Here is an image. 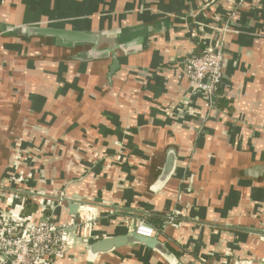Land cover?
<instances>
[{"label":"crops","instance_id":"1","mask_svg":"<svg viewBox=\"0 0 264 264\" xmlns=\"http://www.w3.org/2000/svg\"><path fill=\"white\" fill-rule=\"evenodd\" d=\"M24 27L101 33L94 52L117 48L119 67ZM205 47L224 53L213 100L183 70ZM0 186L73 225L56 264H264V0H0ZM81 200L102 201L85 239L68 206ZM156 212L180 255L90 258L87 244Z\"/></svg>","mask_w":264,"mask_h":264},{"label":"built area","instance_id":"2","mask_svg":"<svg viewBox=\"0 0 264 264\" xmlns=\"http://www.w3.org/2000/svg\"><path fill=\"white\" fill-rule=\"evenodd\" d=\"M183 70L194 83L193 93L202 92L213 100L224 77V53L221 47H205L191 54L184 61ZM1 193L14 194L19 199L17 207L0 205V264H56L73 244V225L61 222L51 212L43 210L27 212L33 200L20 188L0 186ZM65 200V198H64ZM99 211L96 205L88 204L76 224L81 228L80 238L92 234ZM134 230L143 236H156L157 231L145 219H140ZM264 260V259H263ZM234 264H252L250 260L238 259Z\"/></svg>","mask_w":264,"mask_h":264},{"label":"water","instance_id":"3","mask_svg":"<svg viewBox=\"0 0 264 264\" xmlns=\"http://www.w3.org/2000/svg\"><path fill=\"white\" fill-rule=\"evenodd\" d=\"M20 29L28 34L54 37L60 42H62V44H66V45L91 44L93 45V49H92L93 52L95 51L96 45L99 43L101 38L104 37L101 33H89L83 31L65 30V29L52 28V27H34V28H30V31H28L27 28L25 27ZM117 47L121 49L129 50V47L125 46L122 43H118ZM116 50L117 48L116 49L110 47L101 48L102 52L107 53L108 54L107 56L111 55L113 58V64L111 66L112 72L119 67ZM102 52H96V53L94 52L92 54V57H96L100 55ZM168 162L169 163L166 168L167 174L163 176V179L164 177L165 179H167L169 173L172 170L171 158L169 159ZM64 198L67 201L69 200L66 196ZM96 202L102 203V201L101 202L96 201ZM96 202H88L85 200H81L79 202H70L68 205L70 208V214L75 218L77 222H80L81 213L84 211L85 206H87L88 204H96ZM128 244H142L152 250L158 251L159 253L174 259L173 258L174 253L172 252L170 247L164 242H162L158 236H152V237L143 236L138 234L135 230H132L131 232L122 235L101 238L100 240L94 243L87 244L86 249L90 258L95 259V257H97L99 254L110 252L114 249L126 246Z\"/></svg>","mask_w":264,"mask_h":264},{"label":"trees","instance_id":"4","mask_svg":"<svg viewBox=\"0 0 264 264\" xmlns=\"http://www.w3.org/2000/svg\"><path fill=\"white\" fill-rule=\"evenodd\" d=\"M146 218V217H145ZM140 219H144V218H140ZM167 219H165V217L163 216L162 213L156 212L154 214H152V216L150 217V219L146 220V222L151 225L153 228H155L156 231L158 232H162L165 224L167 223ZM170 247V246H169ZM173 251H175V253L177 255H180V252L174 250L172 247H170Z\"/></svg>","mask_w":264,"mask_h":264}]
</instances>
